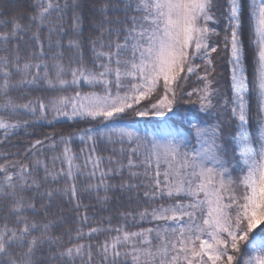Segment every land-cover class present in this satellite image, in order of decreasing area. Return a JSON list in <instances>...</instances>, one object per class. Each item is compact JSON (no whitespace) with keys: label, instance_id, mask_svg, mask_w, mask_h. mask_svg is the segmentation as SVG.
Here are the masks:
<instances>
[{"label":"snow or ice","instance_id":"obj_1","mask_svg":"<svg viewBox=\"0 0 264 264\" xmlns=\"http://www.w3.org/2000/svg\"><path fill=\"white\" fill-rule=\"evenodd\" d=\"M8 145L0 264H264V0H0Z\"/></svg>","mask_w":264,"mask_h":264},{"label":"trees","instance_id":"obj_2","mask_svg":"<svg viewBox=\"0 0 264 264\" xmlns=\"http://www.w3.org/2000/svg\"><path fill=\"white\" fill-rule=\"evenodd\" d=\"M217 72L220 74L217 79L220 80V87L222 88H227V75H228V68L225 66V62L223 60L220 61V63L217 65ZM148 120H153V119H163V118H158V117H149L146 118ZM83 125H75L71 121H65L59 125H57L56 130H70L72 127H80ZM29 131H35L37 134L39 133H45V132H51L53 129L46 124L42 123L41 125H38L35 129H30ZM32 137L24 135L23 132L19 133V136H14L12 138V143H15L17 139L27 141L28 139H31ZM79 142L77 141L74 143L73 147L78 148ZM6 150H11L15 151L14 148L11 147V145L5 146V147H0V152L6 151ZM87 203V201H85ZM146 226V225H145Z\"/></svg>","mask_w":264,"mask_h":264}]
</instances>
